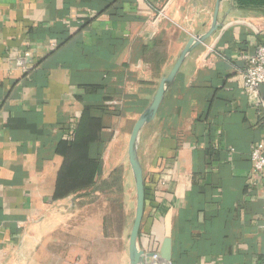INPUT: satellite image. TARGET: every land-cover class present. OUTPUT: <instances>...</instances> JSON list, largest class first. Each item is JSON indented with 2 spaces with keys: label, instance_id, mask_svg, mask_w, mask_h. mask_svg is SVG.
<instances>
[{
  "label": "crops",
  "instance_id": "0c3cea01",
  "mask_svg": "<svg viewBox=\"0 0 264 264\" xmlns=\"http://www.w3.org/2000/svg\"><path fill=\"white\" fill-rule=\"evenodd\" d=\"M215 2L0 0V264L84 261L104 216L105 239L118 241L105 264H129L126 223L111 238L108 199L93 205L104 194L55 199L61 145L88 114L105 139L101 181L118 168L126 177L136 121L190 38L209 30ZM220 18L140 136L139 244L169 264H264V179L251 160L264 132L243 87L264 11L226 2Z\"/></svg>",
  "mask_w": 264,
  "mask_h": 264
},
{
  "label": "trees",
  "instance_id": "16d2710c",
  "mask_svg": "<svg viewBox=\"0 0 264 264\" xmlns=\"http://www.w3.org/2000/svg\"><path fill=\"white\" fill-rule=\"evenodd\" d=\"M239 10L264 11V0H233ZM107 113V111H103ZM88 114L74 132V141L63 143L61 149L65 156L57 181L55 199H63L78 192L95 190L102 194H123L125 172L122 168L113 171L110 177L101 181L103 163L102 147L105 139L98 138L95 122ZM117 204L116 201H113ZM122 208V206H121ZM112 220V219H111Z\"/></svg>",
  "mask_w": 264,
  "mask_h": 264
},
{
  "label": "water",
  "instance_id": "95a60500",
  "mask_svg": "<svg viewBox=\"0 0 264 264\" xmlns=\"http://www.w3.org/2000/svg\"><path fill=\"white\" fill-rule=\"evenodd\" d=\"M226 2H229L232 5L234 4L233 0H216L209 30L204 34H197L190 38L169 74L161 80L159 88L156 94L153 96L150 104L140 115L133 127L128 144V162L136 189V210L134 223L129 236V264H152V255L146 254V252L141 249L139 244L140 231L144 219L146 203L144 169L139 155L141 133L146 126L151 124L156 119L161 105L164 103L170 90L175 86L179 72L187 58L196 48L202 44H205L224 27V21L226 19L224 21L221 20L220 12L222 6ZM160 262L163 264H169V262L162 256H160Z\"/></svg>",
  "mask_w": 264,
  "mask_h": 264
},
{
  "label": "rangeland",
  "instance_id": "374dc122",
  "mask_svg": "<svg viewBox=\"0 0 264 264\" xmlns=\"http://www.w3.org/2000/svg\"><path fill=\"white\" fill-rule=\"evenodd\" d=\"M126 174H128L125 178V182L123 185L124 192L123 194H108L106 197L103 195L102 197L97 198V200H89L88 202L93 201V205L97 207V209L105 208V201L108 199V203L110 204L111 209V222L114 225V228L111 230V238H116L121 235L123 230V224L126 223V231H125V241L126 247L129 240L130 231L132 229L134 218H135V210H136V189L132 176V172L130 166L126 169ZM113 201H116L117 204H114ZM122 206V208H121ZM98 209V210H99ZM98 212V211H97ZM97 212L91 214V220L97 215ZM103 236H95L93 241L87 245V253L86 260L83 261L84 254L81 253L78 257V260L75 262L76 264H105V251H109L108 247L111 244H114L115 248H117L118 244L116 240H106L107 236H105V216L103 218ZM108 235V234H107ZM121 246V242H120ZM107 247V248H106ZM113 250V249H112ZM108 254V253H107Z\"/></svg>",
  "mask_w": 264,
  "mask_h": 264
},
{
  "label": "built area",
  "instance_id": "2783aa9c",
  "mask_svg": "<svg viewBox=\"0 0 264 264\" xmlns=\"http://www.w3.org/2000/svg\"><path fill=\"white\" fill-rule=\"evenodd\" d=\"M247 62L243 87L251 103L261 108V127L264 132V100L259 97L260 88L264 86V43L254 55L247 58ZM251 160L255 170L264 179V141L252 148ZM151 255L152 264H161L159 254Z\"/></svg>",
  "mask_w": 264,
  "mask_h": 264
}]
</instances>
